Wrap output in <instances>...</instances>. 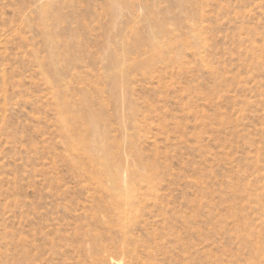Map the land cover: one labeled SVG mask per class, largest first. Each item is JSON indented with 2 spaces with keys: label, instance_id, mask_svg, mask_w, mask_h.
<instances>
[{
  "label": "rangeland",
  "instance_id": "374dc122",
  "mask_svg": "<svg viewBox=\"0 0 264 264\" xmlns=\"http://www.w3.org/2000/svg\"><path fill=\"white\" fill-rule=\"evenodd\" d=\"M0 264H264V0H0Z\"/></svg>",
  "mask_w": 264,
  "mask_h": 264
},
{
  "label": "bare ground",
  "instance_id": "6f19581e",
  "mask_svg": "<svg viewBox=\"0 0 264 264\" xmlns=\"http://www.w3.org/2000/svg\"><path fill=\"white\" fill-rule=\"evenodd\" d=\"M115 77L116 78H118V77H120V74H119V71L118 72H116V74H115ZM63 107H67V105L64 103L63 105H62ZM86 120H87V123H88V126H89V129H90V131H91V133L94 135V136H96V137H100L99 139H101V135H100V133H99V131H98V129H97V125H96V120H95V118H94V116H92V114H88L87 116H86ZM69 125H70V123H69ZM93 146V145H92ZM90 150H92V147L90 148ZM98 154V153H97ZM98 156H101V157H103V158H105V159H109V157L103 152V151H101V154L99 153L98 154ZM111 158V157H110ZM104 166H105V169L104 170H106V168H107V173H109L108 175L110 176V179L116 184V187H117V189H116V191L118 190L120 193H119V196L121 197V196H123L122 194H127V190H129L128 189V187L130 186V185H126V183H125V185H123V181H122V183H121V180H120V176H119V174L117 173V172H112V170H111V167L109 166V163L107 164V165H105V164H103ZM114 183H112L113 185H114ZM129 183V182H128ZM131 184V183H130ZM115 187V186H114ZM133 187V186H132ZM131 187V189L134 191V189ZM130 188V187H129ZM113 189V188H112ZM130 189V190H131ZM114 190H115V188H114ZM131 192V191H130ZM134 193V192H133ZM131 195H133L134 196V194H131ZM126 196H129V194L128 195H126ZM128 198V197H127ZM129 199H130V197H129Z\"/></svg>",
  "mask_w": 264,
  "mask_h": 264
}]
</instances>
